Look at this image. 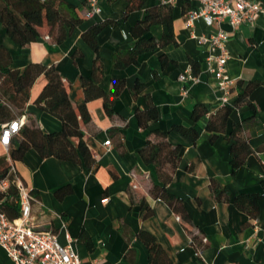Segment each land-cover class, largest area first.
I'll use <instances>...</instances> for the list:
<instances>
[{"label": "crops", "instance_id": "0c3cea01", "mask_svg": "<svg viewBox=\"0 0 264 264\" xmlns=\"http://www.w3.org/2000/svg\"><path fill=\"white\" fill-rule=\"evenodd\" d=\"M257 1L264 7V0ZM72 2L82 23L61 42L48 35L47 27H41L40 37L21 48L0 25V44L10 52L12 68L22 69L29 63L54 66L75 107L85 100L82 79L91 77L97 63L101 69L99 87L109 98V113L103 97L86 102L90 121L81 122V129L94 159L89 169L83 162L41 158L33 149L14 162L20 180L38 200L32 206L36 226L54 233L62 246L67 244L68 234L83 264H150L141 232L156 240L171 264H264V198L253 217L234 203L238 195L264 194V8L250 24L234 29L226 22L221 25L229 34L226 74L232 86L228 105L237 100L240 83L244 88L252 82L256 85L247 99L256 112L243 103L229 113L224 130L213 135L206 131L208 115L192 120L196 106L213 112L220 105L215 79L205 71V49L184 26L185 14L196 6L195 1L177 0L174 4L173 43L158 44L140 54L137 64L127 66L116 63L135 45L130 29L159 1H148L118 24L114 22L120 21L126 10L123 0H97L100 12L92 19L85 18L87 0ZM105 21L96 35L98 48L94 51L82 34ZM167 32L165 25L155 24L148 35L158 42ZM194 32L209 34L215 29L199 19L194 22ZM192 62L198 67V81L180 82V74H193ZM115 82L123 85L110 98ZM45 83L40 75L30 89L26 122L34 121L45 132L55 133L61 130L60 120L34 103ZM150 107L157 110L158 118L141 128L136 112ZM238 124L250 153L243 164L233 168L228 136ZM174 126L194 128L197 141L191 143ZM156 131L164 133L171 146L180 147L166 190L182 201L195 226L194 234L202 239L200 250L191 244L180 217L151 194L161 179L154 165L143 161L140 151L148 141L161 140ZM107 140L110 146L104 145ZM72 142L77 144V139ZM6 155L0 144V156ZM215 187L226 191V199L214 198ZM0 264H12L1 247Z\"/></svg>", "mask_w": 264, "mask_h": 264}, {"label": "trees", "instance_id": "16d2710c", "mask_svg": "<svg viewBox=\"0 0 264 264\" xmlns=\"http://www.w3.org/2000/svg\"><path fill=\"white\" fill-rule=\"evenodd\" d=\"M123 1L126 3V10L122 19L114 22L116 24L123 21L130 12L142 9L150 0ZM156 1H159V4L146 9L144 17L130 29L136 42L127 55L118 60L116 63L118 66L137 64V57L140 54L154 50L158 44L166 45L174 42V5L162 3L160 0ZM76 8L77 5L72 0H0V25L4 27L6 35L12 42L21 48H27L40 37L39 29L41 27H47L48 35L54 41L61 42L82 23L76 13ZM105 24L106 21L91 26L82 34L83 39L94 51H97L98 48L96 35ZM155 24H163L168 30L167 34L163 35L158 42L148 35L151 26ZM190 69L193 75H196L197 64L192 62ZM40 75L45 77L46 83L34 103L39 109L58 118L62 124L61 130L47 133L34 121L24 123L18 133L11 138L7 155L0 156V181L6 177L10 163L14 165L15 161H20L29 149L35 150L41 158L83 162L87 169L94 164V159L83 140L81 129V122L85 124L90 121L86 102L96 97H103L104 108L108 113L110 112L109 98L106 97L98 84L101 69L97 63L93 65L91 77L82 79L84 102L74 107L69 97L68 86L54 66L29 63L22 69H14L11 67L10 52L0 44V129L4 123L17 117H26L25 108L30 98V89ZM122 85L121 82L114 83L110 98L120 92ZM255 85L251 82L242 88L240 83L237 100L229 105H219L213 112H208L203 106H196L193 110L192 120L196 122L200 117L208 115L206 131L216 135L224 130L229 113L243 103L249 105L253 113L256 112L253 104L247 99ZM157 118L158 113L154 107L136 112V119L141 128L147 127ZM174 129L193 144L198 139V133L192 127L174 126ZM241 132L242 125L238 124L233 127L228 136L233 156L231 160L233 168L243 164L250 153L249 145ZM155 133L161 140L158 143L148 141L145 148L140 151L143 161L146 164L154 165L161 179V185H154L151 194L154 198L164 201L172 212L180 217L182 226L191 239V244L195 249L200 250L203 246L202 239L194 234L195 226L186 214L182 201L166 190V184L177 167L180 147L171 146L166 141L164 133L159 131ZM72 138L77 139V144H73ZM212 191L217 201L227 197L226 191L223 189L215 187ZM31 193L33 194L32 191ZM262 198H264V194L238 195L234 198V203L253 217L258 209V202ZM17 200L18 192L15 184L10 183L5 191H0V206L10 218L18 215ZM140 237L147 248L150 264H171L151 235L141 232Z\"/></svg>", "mask_w": 264, "mask_h": 264}, {"label": "built area", "instance_id": "2783aa9c", "mask_svg": "<svg viewBox=\"0 0 264 264\" xmlns=\"http://www.w3.org/2000/svg\"><path fill=\"white\" fill-rule=\"evenodd\" d=\"M162 3L174 5L177 0H160ZM196 6L185 14L184 26L190 30V36L205 49V71L215 79V89L220 93V105L228 104L231 95L232 80L226 74L228 51L226 44L229 34L221 25L226 22L231 28L240 24H250L262 10V4L257 0H191ZM100 12L97 0H87L86 19H92ZM203 20L205 25L214 28L215 32L196 35L194 22ZM178 80L182 83H196V75L180 74ZM26 123V117L21 116L4 123L0 129V144L6 150L10 140L21 126ZM110 146V141L104 142ZM15 184L18 192V215L10 218L0 206V247L6 252L12 264H83L75 249L73 239L66 234L67 244L62 246L54 233L38 228L32 216V206L38 203L37 198L20 180L16 169L10 163L9 171L0 181V191H5L9 184ZM90 264H95L90 263Z\"/></svg>", "mask_w": 264, "mask_h": 264}]
</instances>
